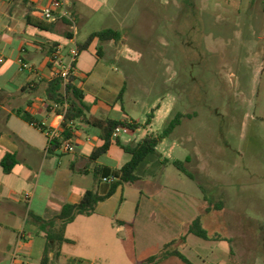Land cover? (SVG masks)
Masks as SVG:
<instances>
[{
  "label": "rangeland",
  "instance_id": "rangeland-1",
  "mask_svg": "<svg viewBox=\"0 0 264 264\" xmlns=\"http://www.w3.org/2000/svg\"><path fill=\"white\" fill-rule=\"evenodd\" d=\"M103 3L77 5L76 40L84 43L103 29L121 33L111 45L114 56L100 60L123 78L118 106L142 123L159 105L149 129L154 134L184 115L157 152L181 162L190 158L184 191L197 203L209 240L191 236L171 249L190 264H264V0ZM127 137L122 134L133 140ZM153 166L158 184L174 185L165 177L177 173L173 166ZM132 199L124 196L119 210L125 223L135 211ZM160 264L182 263L170 258Z\"/></svg>",
  "mask_w": 264,
  "mask_h": 264
},
{
  "label": "crops",
  "instance_id": "crops-1",
  "mask_svg": "<svg viewBox=\"0 0 264 264\" xmlns=\"http://www.w3.org/2000/svg\"><path fill=\"white\" fill-rule=\"evenodd\" d=\"M52 1L0 0V264H41L47 241L33 218L52 219L64 205L78 204L87 191L106 195L110 184L96 176V172L117 171L130 160L113 143L105 155L91 160L93 150L102 145L99 132L77 122L69 126L72 131L69 143L74 146V152L48 151V139L43 131L60 129L63 121V116L56 112L62 108L45 98L47 83L59 68L58 63L51 62L49 51L53 49V53L66 56L73 37L67 21L58 18L46 21L41 17V11ZM64 1L74 20L80 15L76 11L78 4L88 6L98 2ZM41 22L51 24V30L33 26ZM56 35L64 42L54 39ZM96 42L79 53L73 74L80 80L78 88L89 107L88 115L99 120H119L124 116L117 99L123 89V78L108 73L100 62L104 54L114 56L115 52H110L112 42L106 43L99 55L97 49L87 53ZM20 61L27 65L24 71H20ZM168 106L167 114L172 108L171 104ZM158 108L150 126L119 132V140L136 144L147 133H153L149 129L162 112ZM22 114H29L33 123L25 121ZM122 134L133 140L122 138ZM6 154L13 155L17 161L9 173L1 166ZM140 171L138 181L119 186L111 197L98 203L92 215L78 216L66 226L63 236L70 243L56 244L55 256L49 255L48 264H65L69 260L82 264H139L184 234L185 227L198 218L199 209L192 196L184 191L187 176L179 171L168 172L165 177L174 185H163L156 182L151 163L144 164ZM128 195L135 202V211L131 221L125 223L119 217V210L124 196ZM21 234L23 237L19 238Z\"/></svg>",
  "mask_w": 264,
  "mask_h": 264
},
{
  "label": "trees",
  "instance_id": "trees-1",
  "mask_svg": "<svg viewBox=\"0 0 264 264\" xmlns=\"http://www.w3.org/2000/svg\"><path fill=\"white\" fill-rule=\"evenodd\" d=\"M61 20L66 22L65 19L61 18ZM33 26L45 31L51 30L52 28L51 24L47 25L44 22ZM120 39L121 33L119 31L103 29L101 31L91 33L84 43L77 44V48L80 53L88 50L94 41L104 44L108 42L117 43ZM102 50V47L97 48L98 55L102 52ZM49 53V58L52 60V55L54 54L53 49L50 50ZM73 73L74 70L69 74L66 82H64L60 77H54L47 83L45 98L54 106L62 108V110H57L56 112L63 116L59 138L50 143L48 151H58L63 144L70 142L72 139V131L69 126L70 124L77 122L97 129L99 132V138L102 141V145L93 150L90 156L91 160H97L99 157L105 155L112 143L120 148L125 154L129 155L130 160L117 171L109 172L108 170H98L96 172V176L116 179L110 184V188L106 195L100 196L96 192L87 191L83 194L78 204L64 205L54 218L49 220L33 218L35 223L40 227L39 232L45 235V239L47 241L41 264H48L50 260L49 255L51 253L53 254V257L55 256L53 250L56 244L70 243V241L65 239L63 236L64 230L68 224L72 223L78 216L92 215L98 203L111 197L119 186L133 184L138 181L140 179V175L138 173L144 164L151 163L152 167H154L153 165L164 166L171 164L177 171L191 179V175L185 167V164H189L190 158H185L184 162L178 160L170 162L168 159L162 158L157 152L158 145H160L163 140L167 139L179 125L182 118L181 115H176L171 121L166 122L159 133H147L143 139L136 144H124L118 137L114 139L112 138L114 131L116 129H127L134 132L139 129H146L150 126L154 117L153 114L159 109V106H156L149 114H147L144 124L129 120L125 113L123 118L119 120H99L90 117L88 115L89 107H87L84 103V94L78 88L80 80ZM123 94L124 89L120 91L117 99L120 100L123 97ZM64 106H66L65 110ZM21 116L25 121L33 123V118L29 114H22ZM39 128L43 130L41 127ZM153 159H157L158 162L156 163ZM16 163L17 161L13 155L6 154L1 161V166L5 173H9ZM187 235H193L202 240H209L208 235L201 227L200 219L198 217L185 227L184 235L181 236L179 240L171 241L166 244L158 254L147 258L139 264H160L170 258H176L182 264H190L185 256H183L180 252L176 249H171V247L178 243H184Z\"/></svg>",
  "mask_w": 264,
  "mask_h": 264
},
{
  "label": "built area",
  "instance_id": "built-area-1",
  "mask_svg": "<svg viewBox=\"0 0 264 264\" xmlns=\"http://www.w3.org/2000/svg\"><path fill=\"white\" fill-rule=\"evenodd\" d=\"M68 10H69V7L64 0H54L51 2L48 8L41 11V17L46 21H51V20H54L55 18L65 19L69 23V31L73 35V37L70 39L72 46L68 49L67 55L63 56L59 52H55L52 55V60H51V62L58 63V66H59L58 73L55 77H60L61 79H63L64 82H66L67 77L74 70V64L79 55L77 43L75 41V37L77 35V28L75 25V21L71 17ZM20 64H21L20 71H24L25 69H27L26 64H24L21 61H20ZM65 109H66V106H64V110ZM43 132L45 133L48 139V146L50 145L52 141L59 138V135H60L59 128L47 129V130H44ZM119 132L126 133L127 129H116L112 137L116 138ZM60 150L63 153H73L74 146H72L69 142H67L62 145ZM115 180H116L115 178H104L103 179V181L108 184H111ZM22 237H23V234H21L19 238H22Z\"/></svg>",
  "mask_w": 264,
  "mask_h": 264
}]
</instances>
